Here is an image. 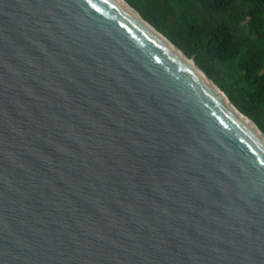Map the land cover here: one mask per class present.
I'll use <instances>...</instances> for the list:
<instances>
[{"label":"water","instance_id":"obj_1","mask_svg":"<svg viewBox=\"0 0 264 264\" xmlns=\"http://www.w3.org/2000/svg\"><path fill=\"white\" fill-rule=\"evenodd\" d=\"M119 1L0 0V264H264V134Z\"/></svg>","mask_w":264,"mask_h":264},{"label":"trees","instance_id":"obj_2","mask_svg":"<svg viewBox=\"0 0 264 264\" xmlns=\"http://www.w3.org/2000/svg\"><path fill=\"white\" fill-rule=\"evenodd\" d=\"M264 134V0H124Z\"/></svg>","mask_w":264,"mask_h":264},{"label":"bare ground","instance_id":"obj_3","mask_svg":"<svg viewBox=\"0 0 264 264\" xmlns=\"http://www.w3.org/2000/svg\"><path fill=\"white\" fill-rule=\"evenodd\" d=\"M119 1V0H118ZM119 3L121 4V6L126 9V7L123 5V3L121 1H119ZM127 10V9H126ZM149 28V27H148ZM150 29V28H149ZM151 30V29H150ZM152 31V30H151ZM153 32V31H152ZM154 33V32H153ZM165 42V44L167 45V47L169 48V50L175 54L179 59H181L183 62H185L188 66H190L192 68V70L204 81V83L213 91L216 92L217 95H219L228 105L229 103L226 101V99L224 98V96L215 88V86L208 81L204 75L198 71L196 69V67L191 63V61L189 59H186L181 52H179L175 47L171 46L169 43H167L165 40H162ZM234 112L241 117L242 119L246 120L247 122H249L252 126H254L247 118L243 117L240 113H238L237 111L234 110ZM254 128L257 130V128L254 126ZM258 131V130H257ZM259 132V131H258ZM260 133V132H259ZM261 134V133H260ZM261 136L264 138V136L261 134Z\"/></svg>","mask_w":264,"mask_h":264},{"label":"rangeland","instance_id":"obj_4","mask_svg":"<svg viewBox=\"0 0 264 264\" xmlns=\"http://www.w3.org/2000/svg\"><path fill=\"white\" fill-rule=\"evenodd\" d=\"M225 95V94H224Z\"/></svg>","mask_w":264,"mask_h":264}]
</instances>
